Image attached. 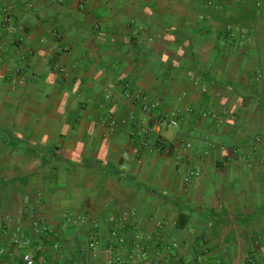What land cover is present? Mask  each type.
Masks as SVG:
<instances>
[{"label": "crops", "instance_id": "obj_1", "mask_svg": "<svg viewBox=\"0 0 264 264\" xmlns=\"http://www.w3.org/2000/svg\"><path fill=\"white\" fill-rule=\"evenodd\" d=\"M212 1L0 0V263L20 229L42 264H264V8Z\"/></svg>", "mask_w": 264, "mask_h": 264}, {"label": "built area", "instance_id": "obj_2", "mask_svg": "<svg viewBox=\"0 0 264 264\" xmlns=\"http://www.w3.org/2000/svg\"><path fill=\"white\" fill-rule=\"evenodd\" d=\"M254 6V8L261 10L264 8V0H250ZM208 5L212 6L213 5V1L212 0H208L207 2ZM7 10H5V12H8V10L10 11V8H6ZM10 29H14L11 28ZM231 29V27H229V30ZM63 73H65V70H61ZM157 108L156 104H142V111L145 113H151L152 111H154ZM182 115V110L180 109H176L174 111H172L168 117H167V125L168 127L171 128H177L180 125V117ZM157 148L163 151H167V148L163 145V142L161 140H159L158 144H157ZM192 149V145L190 143L185 144L183 150L184 151H189ZM199 173L197 172H191L189 174V176L185 179L186 182H189V180L192 177H199ZM96 226H94L95 228ZM123 242V241H121ZM139 242V241H138ZM13 244L14 246H16L17 248L20 249H24L22 255H21V259L19 264H42L38 261V253H39V248L38 247H34L32 245V242L28 239L23 237L21 230L20 229H16L14 234H13ZM95 246L94 243L91 244V248H93ZM4 251L1 250L0 254H3ZM147 255V251L145 249V247L140 244V243H136L135 245V249L132 251L130 258L134 259V258H139L142 256H146ZM0 264H11L10 262L4 261L3 263ZM108 264H122V260L120 259H116L114 261H110Z\"/></svg>", "mask_w": 264, "mask_h": 264}]
</instances>
